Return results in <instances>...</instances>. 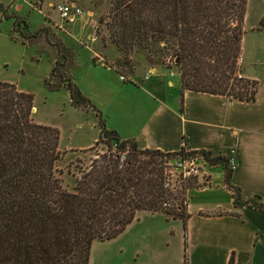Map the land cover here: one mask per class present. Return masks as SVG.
<instances>
[{"label":"trees","instance_id":"1","mask_svg":"<svg viewBox=\"0 0 264 264\" xmlns=\"http://www.w3.org/2000/svg\"><path fill=\"white\" fill-rule=\"evenodd\" d=\"M246 9L247 0H111L100 21L120 55L114 63L120 75L122 64L133 74V55L145 51L148 63L176 66L181 96L190 89L252 102L258 82L238 76ZM21 33L24 43L45 36L59 50L47 88L66 86L72 106L98 116V139L75 151L102 143L106 149L88 162L76 158L75 184L65 187L57 168L67 151L59 147L60 130L34 122L33 94L0 82V264H89L93 242L116 238L142 212L180 219L186 229L188 190L202 184L176 170L179 156L202 153L213 165L222 162L235 205L249 203L230 182V158L209 150L164 152L121 139L68 74L72 53L61 39L53 42L49 26L31 32L25 24ZM128 77L124 82H131Z\"/></svg>","mask_w":264,"mask_h":264},{"label":"rangeland","instance_id":"2","mask_svg":"<svg viewBox=\"0 0 264 264\" xmlns=\"http://www.w3.org/2000/svg\"><path fill=\"white\" fill-rule=\"evenodd\" d=\"M62 3L76 4L84 14L73 20L63 18L57 10ZM110 5L111 0H0V82L16 84L20 90L33 94L34 122L60 130L59 147L67 151L57 168L62 171L63 184L69 189L75 184L72 174L75 159L79 157L88 162L96 150L102 152L106 149L102 143L86 153L75 151L91 147L95 136H99L98 116L92 109L72 106L66 86L55 91L47 88L45 80L61 56L59 50L45 36L24 43L21 32L25 24L31 32L42 25L49 26L53 42L61 39L72 53L67 59L70 77L102 112L106 125L108 122L116 125L121 106L128 102L119 87L124 82L115 67L98 61L100 58L115 63L114 57L119 55L110 43L106 24L100 21V17H106ZM244 32L242 52L248 59V68L264 78V0H247ZM145 58V51L133 55L137 80L146 73V68L159 64L155 61L148 63ZM168 59L170 56H167L166 63ZM119 68L126 77L130 76L128 65L122 64ZM172 69L177 70L176 66ZM103 109L111 113L110 120ZM200 182L201 187L211 185ZM219 195L229 204V198L227 201L223 192ZM209 196L207 192L189 193L194 208L202 198ZM137 219L116 238L93 242L89 264H183L184 246L179 221H166L159 213L148 212H142Z\"/></svg>","mask_w":264,"mask_h":264},{"label":"crops","instance_id":"3","mask_svg":"<svg viewBox=\"0 0 264 264\" xmlns=\"http://www.w3.org/2000/svg\"><path fill=\"white\" fill-rule=\"evenodd\" d=\"M241 57L244 78L258 82L254 101L190 89L181 96L179 72L157 65L138 80L136 69L129 76L132 83L119 84L128 102L121 106L118 124H107L121 139H135L145 148L209 150L230 158V182L249 203L235 205L221 162L208 171L210 186L188 190V199L192 191L210 196L195 208L189 199L186 229L182 220L160 214L181 223L183 264H264V208L255 207L264 203V78L248 68L243 52ZM98 61L116 68L113 61ZM104 112L110 120L111 113Z\"/></svg>","mask_w":264,"mask_h":264},{"label":"built area","instance_id":"4","mask_svg":"<svg viewBox=\"0 0 264 264\" xmlns=\"http://www.w3.org/2000/svg\"><path fill=\"white\" fill-rule=\"evenodd\" d=\"M59 14L63 18H67L69 20H73L76 16L84 14V11L82 8L76 4H68V3H62L57 8ZM242 61V57L239 58L238 64ZM239 78L243 77V74L241 71L238 73ZM120 79L122 81H125L127 78L124 75H119ZM176 165V170L183 172L184 177H197L201 181H206L208 184H210L209 180V169L213 168L215 165L211 164L210 161L204 156L202 153H198L194 156L190 157H181L179 156L177 159L173 162ZM232 169L234 166H232Z\"/></svg>","mask_w":264,"mask_h":264},{"label":"water","instance_id":"5","mask_svg":"<svg viewBox=\"0 0 264 264\" xmlns=\"http://www.w3.org/2000/svg\"><path fill=\"white\" fill-rule=\"evenodd\" d=\"M105 66H109V64H108V63H106V64H105Z\"/></svg>","mask_w":264,"mask_h":264}]
</instances>
